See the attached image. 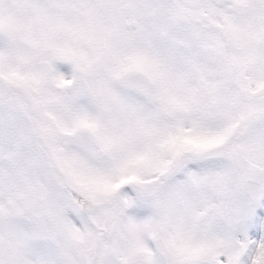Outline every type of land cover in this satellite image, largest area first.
Segmentation results:
<instances>
[{
  "label": "snow or ice",
  "instance_id": "snow-or-ice-1",
  "mask_svg": "<svg viewBox=\"0 0 264 264\" xmlns=\"http://www.w3.org/2000/svg\"><path fill=\"white\" fill-rule=\"evenodd\" d=\"M0 264H264V0H0Z\"/></svg>",
  "mask_w": 264,
  "mask_h": 264
}]
</instances>
